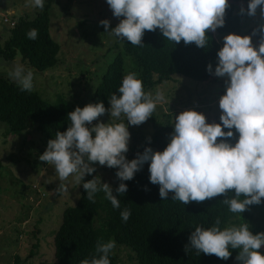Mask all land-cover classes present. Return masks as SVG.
I'll use <instances>...</instances> for the list:
<instances>
[{"label":"clouds","instance_id":"clouds-1","mask_svg":"<svg viewBox=\"0 0 264 264\" xmlns=\"http://www.w3.org/2000/svg\"><path fill=\"white\" fill-rule=\"evenodd\" d=\"M106 3L120 22L111 31H108L110 21L101 20L100 25L121 41L126 39L132 46H143L145 31L159 29L169 42L194 43L202 49L209 45L206 34L224 27L226 9L230 7L228 0H106ZM25 6L42 10L44 0H27ZM258 9L264 18V0H249L247 9L241 7L239 14L254 17ZM252 35L260 36L258 47L253 45L252 36H224L214 73L212 64L207 66L209 74L226 77V91L219 99V124L207 123L205 115L197 111H183L174 116V131L163 151L147 147L142 154L137 153V158L128 161L125 156L131 138L128 125L145 123L164 100L160 92L155 96L146 92L142 80L135 73H129L122 79L119 95L108 98L110 108L99 102L83 108L77 106L69 112L67 130L56 132L39 160L55 170L59 181L72 176L76 183L94 173L96 168L92 165L96 163L118 169L116 177L120 181L132 180L148 163L150 183L159 186L162 201L168 199L169 193H173V201L183 205L224 196L222 203L233 214H242L249 206L261 204L264 198V24L254 29ZM27 36L35 40L38 31L31 29ZM9 76L21 90L33 89V73L22 65H15ZM105 113H110L107 124L89 127ZM121 117L128 123L111 122ZM233 129L239 134L234 145L228 142L235 138ZM82 186L88 200L95 202V195L103 191L114 208L120 207L113 189L101 183L99 177ZM231 190L235 192L234 198L229 197ZM67 191L63 183L56 189V193ZM115 191L124 195L127 185L122 182ZM130 216L127 208L121 212L124 222ZM220 224L217 217L210 228L197 226L185 251L193 249L198 255L203 253L226 261L232 255L231 250H238L239 264H264V255L259 251L264 247V232L253 235L246 222L223 230ZM115 247L113 240L98 241V257L82 260L81 264H110L109 253Z\"/></svg>","mask_w":264,"mask_h":264},{"label":"trees","instance_id":"trees-1","mask_svg":"<svg viewBox=\"0 0 264 264\" xmlns=\"http://www.w3.org/2000/svg\"><path fill=\"white\" fill-rule=\"evenodd\" d=\"M52 1L47 0L42 10L38 8L33 18L22 15L17 20L9 18V34L3 47H0V56L14 60L21 55L23 62L41 72L54 69L58 65L61 46L51 35ZM228 3L230 7L226 9L224 27L206 34L209 38L206 49L198 48L194 43L185 45L183 41L179 44L169 42L159 29L155 32L145 31L143 46H132L126 39L117 40L116 46L122 44L125 52L134 57L133 60L139 67L137 78L142 80L146 92L173 80L174 75L197 82L216 80L214 74L208 73L207 66L211 63L214 73L218 63L217 52L222 48L218 37L223 38L228 34L244 36L245 15L242 16L239 12L241 7L247 9L249 0H228ZM31 29L38 31L35 40L27 36ZM255 37L260 40L259 35ZM125 75V58L119 53L107 66L94 89L90 97L91 103L103 102L106 109L110 108L108 98L112 94L119 95L118 89ZM57 102L59 103L44 99L34 90H21L19 84L10 76L0 73V125L6 128L5 136H17L37 130L48 140L54 139L56 132L67 130L70 124L68 113L76 108L62 98ZM215 123L219 124L220 119ZM162 131L166 132L167 129L158 128L155 140L164 150L169 143V137ZM231 141L233 139L228 142ZM148 168L149 166L142 168L130 181H120L115 174V183L110 187L113 195L120 200L119 208L112 206L103 191L95 195V202L88 200L82 185L94 179L95 174L84 177L76 204L63 210L62 222L55 233L53 232L54 235L52 233L55 264H81L85 259L90 261L93 257H98L97 242L106 243L109 240L116 244L109 253L110 264H120L119 255L116 253L119 247L130 249L139 264H239L236 260L238 250H231V257L225 261L203 253L198 255L193 249L186 252L185 246L189 245V237L197 226L210 228L214 226L217 217L221 220V230L245 222L250 229L255 212L264 215V198L261 204L249 206L242 214L230 213L228 207L222 203L224 196L183 205L173 201V193H169L168 199L162 201L159 186L150 183ZM122 182L127 185L128 191L119 195L115 190ZM229 197H235L234 190L229 192ZM125 208L131 211L127 222L121 219V212ZM252 232L258 234L263 231L256 229ZM31 253L34 255L33 250ZM260 253L264 255V252ZM21 262L22 258L16 256L14 264Z\"/></svg>","mask_w":264,"mask_h":264},{"label":"rangeland","instance_id":"rangeland-1","mask_svg":"<svg viewBox=\"0 0 264 264\" xmlns=\"http://www.w3.org/2000/svg\"><path fill=\"white\" fill-rule=\"evenodd\" d=\"M26 3L27 0H0V47H3L9 34L10 25L5 18L17 20L21 15L35 16L38 8L26 7ZM50 16L51 35L61 46L58 65L41 72L23 62L21 55L14 60L0 56V73L9 76L15 65H22L26 71L33 73L32 90L44 99L59 103L57 101L62 98L81 108L91 103L94 89L119 53L125 58L127 74L139 75L134 57L125 52L122 44L116 46L118 38L100 25L101 20L110 21L108 31H111L120 22L113 16L106 0H53ZM261 24H264V18L259 9L254 17L244 16L243 35L252 36L256 47L259 41L252 35L251 29ZM218 40L223 47V38L218 37ZM225 80L226 77H216L214 82H197L174 75L173 80L151 90L153 96L157 92L162 93L164 100L145 123L128 125L131 138L126 159L137 158V153L142 154L147 147L163 151L155 140L156 130L165 127L167 131L162 132L170 138L174 131V116L183 111H197L205 115L207 123H215L221 115L219 99L226 91ZM109 121L110 113H107L93 126ZM111 122L128 123L124 117ZM4 129L0 125V264H14L16 256L22 258L21 264H55L53 235L62 222L63 210L76 204L82 182L76 183L72 176L59 181L55 170L39 160L49 141L39 131L5 136ZM234 134L235 138L230 142L233 145L239 136L235 129ZM92 166L96 168L95 178L99 177L101 183L111 186L115 183L118 169L98 163ZM147 166L149 164L145 163L142 168ZM60 183L67 186V192L56 193ZM256 229L264 232V215L260 212H255L250 223L249 230L255 232ZM259 251L264 252V247ZM116 253L120 264H139L130 249L119 247Z\"/></svg>","mask_w":264,"mask_h":264},{"label":"built area","instance_id":"built-area-1","mask_svg":"<svg viewBox=\"0 0 264 264\" xmlns=\"http://www.w3.org/2000/svg\"><path fill=\"white\" fill-rule=\"evenodd\" d=\"M5 21L8 23L9 22V18H5ZM12 25H14V23H12Z\"/></svg>","mask_w":264,"mask_h":264}]
</instances>
